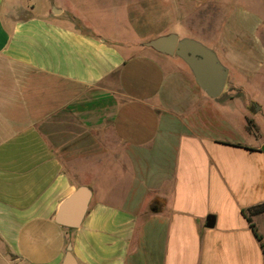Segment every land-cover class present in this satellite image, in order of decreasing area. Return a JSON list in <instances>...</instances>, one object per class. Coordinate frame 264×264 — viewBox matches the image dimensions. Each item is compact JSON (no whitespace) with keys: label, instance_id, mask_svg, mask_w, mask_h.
<instances>
[{"label":"crops","instance_id":"crops-1","mask_svg":"<svg viewBox=\"0 0 264 264\" xmlns=\"http://www.w3.org/2000/svg\"><path fill=\"white\" fill-rule=\"evenodd\" d=\"M145 1L0 0V127L16 125L0 134V264H61L69 243L78 264H264L243 213L264 202V145L239 140L235 101L228 112L180 57L143 45L159 35L129 39ZM220 36L234 100L245 65ZM81 98L85 133L49 120ZM80 185L85 214L61 225ZM250 218L264 241V212Z\"/></svg>","mask_w":264,"mask_h":264},{"label":"rangeland","instance_id":"rangeland-1","mask_svg":"<svg viewBox=\"0 0 264 264\" xmlns=\"http://www.w3.org/2000/svg\"><path fill=\"white\" fill-rule=\"evenodd\" d=\"M31 1L39 7L38 4L42 0ZM210 1H218L220 5L209 3ZM142 8L140 15L139 12H136L138 10H133L132 22L129 23V35L131 36L129 39L134 37L137 42L141 41L139 38L141 35L160 36L168 32H175L180 37H190L206 43L218 53L213 39L216 35L222 34L220 37H222L224 46L239 52L240 63L245 66H241L243 68L241 69L237 66L238 61L232 63L236 66L237 78L242 81L243 89L232 92L235 94L233 100L227 83L223 93L213 102L217 101L221 106L225 104L226 110L232 112L235 107H231V105L235 101L238 110L234 111L238 112L233 117L234 119L237 117L238 126L239 124L243 125V130L239 131V140L255 145H264V0H146ZM32 12L39 13L40 8H36ZM225 17L227 21L224 23L222 19ZM257 20L260 21L258 26L256 25ZM254 25L257 26L255 29ZM206 33V36L213 35L212 39L204 37ZM219 58L223 65L233 69V64L220 56ZM238 58L236 57V60ZM254 60L262 61V66L259 67L258 72L248 73L250 69L248 61ZM180 61L182 60L180 59ZM181 63L184 64L183 61ZM249 99L254 100L256 107L259 108L255 109L251 106L249 110L245 109L244 103ZM88 103L89 100L86 98L77 99L63 108V111L69 113L68 119L54 117L49 120L57 126L66 124L65 126L71 128L79 127L78 131L85 133L87 124H95L94 120L76 118L77 114L74 113L77 111L80 116L82 111L91 109ZM12 125L0 127V134L16 127V125Z\"/></svg>","mask_w":264,"mask_h":264},{"label":"water","instance_id":"water-1","mask_svg":"<svg viewBox=\"0 0 264 264\" xmlns=\"http://www.w3.org/2000/svg\"><path fill=\"white\" fill-rule=\"evenodd\" d=\"M143 45L165 55H177L188 65L197 84L209 97L217 98L222 94L228 78V68L223 65L216 52L203 42L190 37L180 38L177 33L170 32L149 39ZM258 108L255 105V109ZM90 197L91 187L78 186L60 204L56 221L67 227H77L85 214ZM209 224L212 225L213 222ZM61 264H78L71 252L70 243Z\"/></svg>","mask_w":264,"mask_h":264},{"label":"trees","instance_id":"trees-1","mask_svg":"<svg viewBox=\"0 0 264 264\" xmlns=\"http://www.w3.org/2000/svg\"><path fill=\"white\" fill-rule=\"evenodd\" d=\"M261 212H264V202L262 203H258L254 206H251L247 209H243V213L245 214V216L247 217V220L251 226V228L253 229V231L255 232L257 238L259 239L260 241V244H261V247H262V252H263V256H264V241H262V237L259 236L257 233H256V229H255V226L254 224L251 222V218L250 216L251 215H254V214H258V213H261Z\"/></svg>","mask_w":264,"mask_h":264},{"label":"flooded vegetation","instance_id":"flooded-vegetation-1","mask_svg":"<svg viewBox=\"0 0 264 264\" xmlns=\"http://www.w3.org/2000/svg\"><path fill=\"white\" fill-rule=\"evenodd\" d=\"M256 105V104H255Z\"/></svg>","mask_w":264,"mask_h":264}]
</instances>
